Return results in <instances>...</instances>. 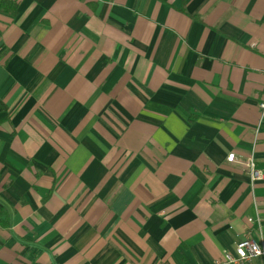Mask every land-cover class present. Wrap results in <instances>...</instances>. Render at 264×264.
Returning a JSON list of instances; mask_svg holds the SVG:
<instances>
[{"label": "crops", "instance_id": "1", "mask_svg": "<svg viewBox=\"0 0 264 264\" xmlns=\"http://www.w3.org/2000/svg\"><path fill=\"white\" fill-rule=\"evenodd\" d=\"M263 100L264 0L0 1V264L264 239Z\"/></svg>", "mask_w": 264, "mask_h": 264}, {"label": "built area", "instance_id": "2", "mask_svg": "<svg viewBox=\"0 0 264 264\" xmlns=\"http://www.w3.org/2000/svg\"><path fill=\"white\" fill-rule=\"evenodd\" d=\"M258 108L260 110V115H263L264 100L258 104ZM233 159V153H229L227 154L225 161L230 163ZM244 166L248 184L250 188H252L256 182L263 179V173L255 167L251 155L246 159ZM245 222L247 224H252L253 222H258V219L257 217L253 219L246 218ZM252 259H259L262 263H264V239L261 237L254 239L248 234H245L244 237L234 243L232 253L222 254L221 259L213 264H243L251 261Z\"/></svg>", "mask_w": 264, "mask_h": 264}, {"label": "trees", "instance_id": "3", "mask_svg": "<svg viewBox=\"0 0 264 264\" xmlns=\"http://www.w3.org/2000/svg\"><path fill=\"white\" fill-rule=\"evenodd\" d=\"M4 105L2 104V102H0V111H3L4 110Z\"/></svg>", "mask_w": 264, "mask_h": 264}]
</instances>
